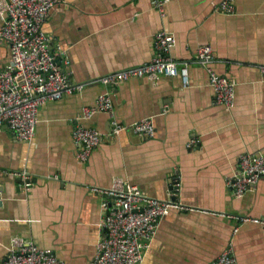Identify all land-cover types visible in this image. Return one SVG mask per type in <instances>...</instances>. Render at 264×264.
I'll use <instances>...</instances> for the list:
<instances>
[{
  "label": "crops",
  "instance_id": "0c3cea01",
  "mask_svg": "<svg viewBox=\"0 0 264 264\" xmlns=\"http://www.w3.org/2000/svg\"><path fill=\"white\" fill-rule=\"evenodd\" d=\"M221 1L170 0L163 17L151 0H62L51 9L43 28L66 49L62 69L84 87L42 104L30 141L7 125L0 129V264L17 236L51 249L64 264H91L102 236V194L91 189L119 179L157 198L178 180L176 198L193 208L161 219L141 264H207L230 241L236 264H264V228L228 217L264 219V179L241 197L226 183L241 154L264 153V0H236L232 13L218 9ZM161 29L174 35L171 55L189 65L190 84L161 75L112 87L117 119L151 118L155 134L105 136L79 159L76 124L111 129L105 112L82 115L106 89L96 79L151 60ZM201 45H211V66L235 83L232 107L213 102L207 71L195 58ZM9 55L0 40V67ZM192 139L198 143L188 148Z\"/></svg>",
  "mask_w": 264,
  "mask_h": 264
},
{
  "label": "built area",
  "instance_id": "2783aa9c",
  "mask_svg": "<svg viewBox=\"0 0 264 264\" xmlns=\"http://www.w3.org/2000/svg\"><path fill=\"white\" fill-rule=\"evenodd\" d=\"M170 0H151V5L163 17ZM236 0H222L218 9L224 13L235 10ZM62 0H0V40L10 51L8 62L0 67V129L7 125L21 141H30L35 135L39 107L49 101L60 99L66 94L80 92L84 84L72 82L70 72L62 69L68 63L66 49L60 44L53 45L54 38L43 25L53 7ZM175 37L164 29L157 31L153 38V56L143 64L128 67L96 79L106 89L92 106L83 108V117L91 118L95 113L105 112L110 116V132L104 134L95 127L76 124L72 130L73 141L81 146L77 157L86 160L93 148L105 136H115L129 130L142 138L155 134L151 118L133 123L120 122L113 108L111 89L132 77L157 78L179 76L185 87L190 84L189 65L180 64L171 55ZM196 62L203 66L213 89V102L232 107L235 103V83L218 74L211 64L214 62L211 45H201L196 51ZM264 75V64L259 65ZM198 143L188 142V148ZM19 176V173L12 172ZM23 179L29 183V175ZM264 179V153H243L239 156L236 171L226 179L236 197L253 189ZM29 185L26 186L28 188ZM179 181H171L166 198L147 195L138 186L116 180L110 187H92L102 194L101 223L102 236L96 245L91 264H141L144 253L154 238L161 219L172 210L189 211L175 196ZM241 223L253 222L264 228V219L229 214ZM238 231V226L233 233ZM1 264H64L48 248L39 247L34 241L14 237L12 246ZM207 264H236L233 243L230 241L223 252Z\"/></svg>",
  "mask_w": 264,
  "mask_h": 264
}]
</instances>
